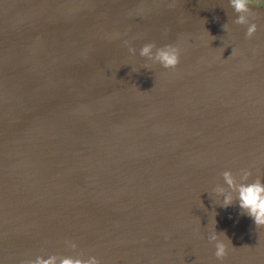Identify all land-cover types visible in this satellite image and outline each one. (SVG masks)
<instances>
[{
  "label": "water",
  "instance_id": "water-1",
  "mask_svg": "<svg viewBox=\"0 0 264 264\" xmlns=\"http://www.w3.org/2000/svg\"><path fill=\"white\" fill-rule=\"evenodd\" d=\"M237 14L228 0H0V264H264V225L212 191L225 168L264 179V9L251 36ZM146 41L176 43L177 65L139 56Z\"/></svg>",
  "mask_w": 264,
  "mask_h": 264
},
{
  "label": "clouds",
  "instance_id": "clouds-1",
  "mask_svg": "<svg viewBox=\"0 0 264 264\" xmlns=\"http://www.w3.org/2000/svg\"><path fill=\"white\" fill-rule=\"evenodd\" d=\"M228 3L233 11L238 13L233 18V22L245 24L244 34L245 36H251L257 29V23L255 19H250V17L254 15L255 9H264V0H228ZM223 27L227 29L228 24L225 23ZM123 43L128 45L130 53L136 52V49L128 43V40H124ZM233 51L232 48L230 54ZM138 54L153 62H159L164 68H170L176 66L179 62L180 48L176 43L168 42L157 45L153 41H146L140 45ZM144 66L147 67V64L145 63ZM133 69L135 70V68ZM221 175L223 183L214 185L212 189L219 202L227 206L235 200L240 210L249 215L257 226L264 225V179L256 175L249 180L248 178L252 175L249 168L239 170V179L229 168L223 169ZM221 234L227 237L223 232H217L214 227L208 234V239L215 242L214 255L218 259H222L226 255L227 249L225 240L220 238ZM65 243L71 248L77 247L74 240H66ZM20 264H101V262L97 256L92 254L84 257L80 253L70 255L52 252L47 255L37 254L34 258L20 261Z\"/></svg>",
  "mask_w": 264,
  "mask_h": 264
}]
</instances>
